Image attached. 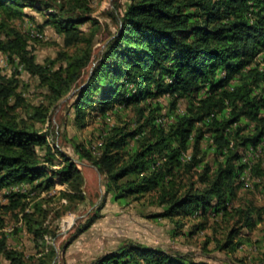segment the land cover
<instances>
[{"label": "trees", "instance_id": "1", "mask_svg": "<svg viewBox=\"0 0 264 264\" xmlns=\"http://www.w3.org/2000/svg\"><path fill=\"white\" fill-rule=\"evenodd\" d=\"M111 1L0 0V51L13 64L10 75L0 68V189L8 190L0 204V257L7 264H54L58 221L86 200L82 169L49 125L69 94L75 124L97 115L106 124L99 143L73 147L121 204L149 195L160 208L149 217L179 229L200 218L189 231L196 232L207 217L233 215L244 176L264 189V0ZM26 6L43 17L34 38L47 25L63 37V50L44 63L29 48L30 34L15 25L28 16ZM21 70L36 78L40 103L25 102L17 90ZM125 110L135 115L110 123ZM234 212L238 226L221 248L243 243L233 238L254 227L260 208ZM99 215L80 221L60 249ZM18 231L30 234L27 255L8 242ZM88 264L211 263L129 240ZM256 264H264V253Z\"/></svg>", "mask_w": 264, "mask_h": 264}, {"label": "rangeland", "instance_id": "2", "mask_svg": "<svg viewBox=\"0 0 264 264\" xmlns=\"http://www.w3.org/2000/svg\"><path fill=\"white\" fill-rule=\"evenodd\" d=\"M113 1V0H112ZM111 1V2H112ZM122 5L126 0H115ZM110 2V3H111ZM112 5V4H111ZM95 8L97 4L94 3ZM22 11L28 16L23 19H16L15 25L21 30L30 34L29 48L34 53L39 63H44L55 58L59 50H63V37L52 27L45 26L42 36L34 38L38 24L43 21L42 14L31 7H24ZM33 31V33H32ZM35 32V33H34ZM33 35V36H32ZM0 68L3 74L10 75L13 72V64L7 56L0 51ZM18 78L20 80L18 91H21L25 102L38 104L42 100V89L39 88L35 77L27 71L21 70ZM66 96L52 111L49 125L53 130L54 141L61 149L78 161L79 167L84 175V190L86 200L74 209L64 214L58 221L59 234L55 240L58 251L54 264H88L96 257L115 250L119 245L129 240L140 241L149 246H159L168 252L186 253L193 258L207 260L211 264H256L264 253V189L263 183L255 184L248 181L236 189L232 199L231 212L233 215L226 217H207L206 226L198 231H192L191 225L199 222L200 218H190L181 228L169 219H154L148 216L157 212L160 208L152 203L149 195L139 200H131L127 204H121L114 200L110 194L105 193L104 179L100 172L89 161L79 159L74 143H81L85 146H94L100 142L99 132L106 125L100 116H88L87 123L79 127L74 123V112L70 107ZM167 110V100L163 99ZM180 109L184 108V102L180 101ZM133 110L120 112V116L111 114L110 123H119L122 118L130 119L134 116ZM211 153L207 159L210 160ZM196 179V176L193 177ZM257 182V180H256ZM17 190V189H15ZM6 188L0 189V204L7 202ZM101 205L99 208L98 206ZM254 206L260 208L257 222L253 228L243 227L234 236V242L241 239L243 243L234 250L221 248L220 245L228 237L229 231L238 226L235 225L237 215L234 212L236 207ZM98 212L99 217L88 229L79 234L65 249H60L61 242L75 230V226L89 215ZM5 230H11L13 219L5 216ZM180 233L173 235L172 231ZM189 232V233H188ZM11 246L23 250L25 255L32 252V241L30 234L25 231L11 233L8 236ZM0 264H7V261L0 257Z\"/></svg>", "mask_w": 264, "mask_h": 264}, {"label": "built area", "instance_id": "3", "mask_svg": "<svg viewBox=\"0 0 264 264\" xmlns=\"http://www.w3.org/2000/svg\"><path fill=\"white\" fill-rule=\"evenodd\" d=\"M243 180L245 183H247L248 181H250V179L248 178V176H244L243 177ZM14 189H17L16 187Z\"/></svg>", "mask_w": 264, "mask_h": 264}]
</instances>
